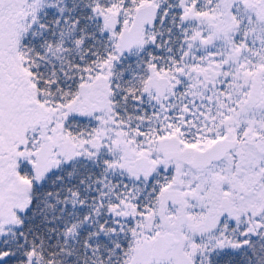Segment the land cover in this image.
I'll return each mask as SVG.
<instances>
[{
    "label": "snow or ice",
    "instance_id": "6c2138e0",
    "mask_svg": "<svg viewBox=\"0 0 264 264\" xmlns=\"http://www.w3.org/2000/svg\"><path fill=\"white\" fill-rule=\"evenodd\" d=\"M0 264H264V0H0Z\"/></svg>",
    "mask_w": 264,
    "mask_h": 264
}]
</instances>
